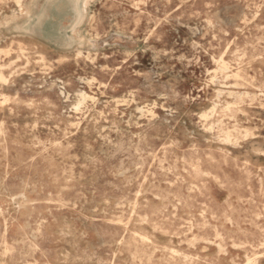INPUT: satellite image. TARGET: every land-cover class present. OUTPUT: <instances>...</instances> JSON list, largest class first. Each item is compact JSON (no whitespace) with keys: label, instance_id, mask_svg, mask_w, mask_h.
I'll return each instance as SVG.
<instances>
[{"label":"rangeland","instance_id":"374dc122","mask_svg":"<svg viewBox=\"0 0 264 264\" xmlns=\"http://www.w3.org/2000/svg\"><path fill=\"white\" fill-rule=\"evenodd\" d=\"M32 1L0 0V264H264V0Z\"/></svg>","mask_w":264,"mask_h":264},{"label":"bare ground","instance_id":"6f19581e","mask_svg":"<svg viewBox=\"0 0 264 264\" xmlns=\"http://www.w3.org/2000/svg\"><path fill=\"white\" fill-rule=\"evenodd\" d=\"M18 1V3L21 5L22 4V2H21V0H17ZM78 2H79V0H76L75 1V4L77 5L78 4ZM36 5V0H33L30 4H29V6L27 5L26 6V11H25V13L26 14H29V12H30V10H31V7L32 6H35ZM19 7V6H18ZM21 8V7H20ZM19 8V9H20ZM84 9V8H83ZM80 11V10H79ZM84 12V11H83ZM80 14H81V12H80ZM254 17V16H253ZM12 18V17H11ZM246 23H248V22H246ZM79 31V30H78ZM241 61H242V59H241ZM242 75V74H241ZM0 79H1V81H6V78L2 75V74H0ZM2 88V87H1ZM231 90V89H230ZM229 91V90H228ZM234 91V90H233ZM240 92V91H239ZM85 96V95H84ZM226 98V97H225ZM5 99H6V97L5 96H1L0 97V102H3V101H5ZM86 99H87V97H86ZM231 102V101H230ZM224 106V105H223ZM253 106V105H252ZM258 107V106H257ZM245 112V111H244ZM247 112V111H246ZM253 113V112H252ZM247 119V118H246ZM217 120V119H216ZM239 120V119H238ZM241 122V121H240ZM239 123V122H238ZM241 124V123H240ZM99 134V133H98ZM98 137V136H97ZM227 150V149H226ZM88 151V150H87ZM89 152V151H88ZM84 154V153H83ZM83 158V157H82ZM89 160V159H88ZM100 161V160H99ZM185 180V179H184ZM123 192V191H122ZM129 241V240H128ZM32 243V242H31ZM155 262V261H154Z\"/></svg>","mask_w":264,"mask_h":264}]
</instances>
